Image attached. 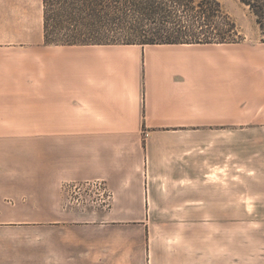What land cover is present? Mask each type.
<instances>
[{"label":"rangeland","instance_id":"rangeland-1","mask_svg":"<svg viewBox=\"0 0 264 264\" xmlns=\"http://www.w3.org/2000/svg\"><path fill=\"white\" fill-rule=\"evenodd\" d=\"M221 2L242 36L218 48L230 60L228 121L184 119L185 126L157 136L166 146L155 150L157 165L169 172L159 177L158 203L149 212L131 193L123 201L130 210L141 204L142 212L115 214L119 204L107 180L101 179L110 198L84 185L100 178L65 180V71L76 70L65 61L71 49L45 43L42 0H0V95H37L36 103H6L23 107L7 126L26 130L28 109L36 105L38 127L5 135L20 151L7 154L0 192V264H264V123L244 124L237 110L239 54L246 53L248 78L247 54L264 59V43L239 0ZM256 70L264 82V64ZM142 137L145 145L151 138Z\"/></svg>","mask_w":264,"mask_h":264},{"label":"crops","instance_id":"crops-1","mask_svg":"<svg viewBox=\"0 0 264 264\" xmlns=\"http://www.w3.org/2000/svg\"><path fill=\"white\" fill-rule=\"evenodd\" d=\"M215 46H65L72 51L65 58L69 68L76 65V70L65 71V180L105 179L119 204L120 210L113 213L142 212L141 204L139 210H130L123 201L131 193L141 203L144 200L145 210L148 203L151 212L158 203V191H163L157 184L159 177L169 174L166 167L157 165L155 150L166 147L157 142V136L185 126L184 119L210 126L228 121L230 60L228 54L218 50L223 45ZM247 55L253 68L248 78L246 53L239 54L238 117L244 124L258 120L264 123V82L256 70L264 59L258 60L256 52ZM36 96L29 94L22 100L21 95H0L2 195L7 154L20 151V146L17 150L7 145L5 135L38 133L36 105L25 107L30 112L29 126L23 131L19 126H7V118L15 119L23 107H7L6 103L32 104L37 102ZM146 134L151 138L145 145L142 136ZM35 155L31 154L33 161Z\"/></svg>","mask_w":264,"mask_h":264},{"label":"trees","instance_id":"trees-1","mask_svg":"<svg viewBox=\"0 0 264 264\" xmlns=\"http://www.w3.org/2000/svg\"><path fill=\"white\" fill-rule=\"evenodd\" d=\"M264 43V0H239ZM44 38L57 46L230 45L242 40L221 0H43Z\"/></svg>","mask_w":264,"mask_h":264},{"label":"built area","instance_id":"built-area-1","mask_svg":"<svg viewBox=\"0 0 264 264\" xmlns=\"http://www.w3.org/2000/svg\"><path fill=\"white\" fill-rule=\"evenodd\" d=\"M85 186H93V187H96L97 189H103V194L107 193L108 195V198L111 197V192L108 190L107 188V184L105 183L104 180H101V179H97V180H87L86 182H84Z\"/></svg>","mask_w":264,"mask_h":264}]
</instances>
